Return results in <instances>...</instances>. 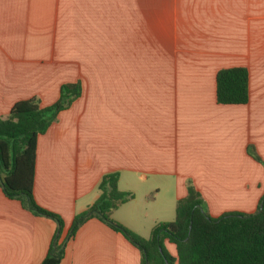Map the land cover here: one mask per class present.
<instances>
[{
	"label": "crops",
	"instance_id": "obj_1",
	"mask_svg": "<svg viewBox=\"0 0 264 264\" xmlns=\"http://www.w3.org/2000/svg\"><path fill=\"white\" fill-rule=\"evenodd\" d=\"M243 68L248 102L216 103V74ZM64 84L81 95L36 142L33 198L73 218L118 173L137 190L111 219L147 239L172 222L187 180L207 213H256L264 196V0H0V119L19 101L45 108ZM148 203V204H146ZM56 224L0 188V264H41ZM169 255L175 246L165 241ZM102 222L84 223L59 264H140Z\"/></svg>",
	"mask_w": 264,
	"mask_h": 264
},
{
	"label": "trees",
	"instance_id": "obj_2",
	"mask_svg": "<svg viewBox=\"0 0 264 264\" xmlns=\"http://www.w3.org/2000/svg\"><path fill=\"white\" fill-rule=\"evenodd\" d=\"M216 103L244 105L248 102V74L243 68L225 69L216 74ZM79 84L60 87L58 100L42 108L37 98L16 102L5 119H0V188L6 198L17 200L35 216L56 224L48 253L41 264H59L67 241L87 221L96 219L120 233L141 254L140 264H264V196L256 213H226L212 218L203 209V201L187 183V195L175 205L172 222L157 223L147 239L111 219V214L132 195L118 191V173L104 175L98 184L97 200L76 215L67 237L58 243L63 229L59 216L39 207L33 198L36 142L60 112L80 97ZM253 158L262 164L260 159ZM261 207V208H260ZM167 241L175 246L172 257L165 249Z\"/></svg>",
	"mask_w": 264,
	"mask_h": 264
},
{
	"label": "rangeland",
	"instance_id": "obj_3",
	"mask_svg": "<svg viewBox=\"0 0 264 264\" xmlns=\"http://www.w3.org/2000/svg\"><path fill=\"white\" fill-rule=\"evenodd\" d=\"M187 183H191V180H187ZM129 192L133 195V197H134L133 200H134L135 204L139 203L142 207L145 206L144 199L140 197V194L138 193L137 190H130ZM146 204H148V203H146ZM203 209H204V211L207 212V205L205 203H203Z\"/></svg>",
	"mask_w": 264,
	"mask_h": 264
},
{
	"label": "water",
	"instance_id": "obj_4",
	"mask_svg": "<svg viewBox=\"0 0 264 264\" xmlns=\"http://www.w3.org/2000/svg\"><path fill=\"white\" fill-rule=\"evenodd\" d=\"M261 208V207H260Z\"/></svg>",
	"mask_w": 264,
	"mask_h": 264
}]
</instances>
